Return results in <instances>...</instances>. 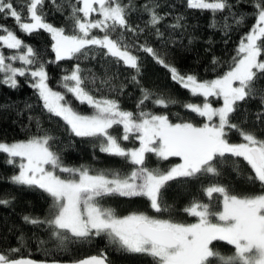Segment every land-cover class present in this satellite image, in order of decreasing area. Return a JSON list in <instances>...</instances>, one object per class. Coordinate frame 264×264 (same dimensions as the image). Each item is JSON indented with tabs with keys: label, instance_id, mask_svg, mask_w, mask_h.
Listing matches in <instances>:
<instances>
[{
	"label": "snow or ice",
	"instance_id": "snow-or-ice-1",
	"mask_svg": "<svg viewBox=\"0 0 264 264\" xmlns=\"http://www.w3.org/2000/svg\"><path fill=\"white\" fill-rule=\"evenodd\" d=\"M49 2L63 13V7L56 0ZM237 2L250 4L254 24L239 40L227 70L215 79L200 80L194 73H181L166 62L147 41L142 44L129 41V33L139 38L146 29L163 39L161 25L168 13L158 11L161 7L158 0H144L142 4L138 0H69L70 31L47 22L46 0H0V18H12L22 33L31 35L43 30L50 34L56 62L94 59L95 49L104 50L100 54L134 70L131 82L141 90L137 112L124 110L116 99L93 95L87 85L94 84L97 77L82 75L84 69L76 63L60 82L65 92L54 91L48 84L45 65L37 61L34 49L13 29L0 25V84L14 89L18 87V77L30 76L31 87L36 89L49 114L63 120L76 137L91 138L100 152L119 157L132 166L128 172L65 166L51 148L54 137L36 121L40 134L24 141H0V153L6 154V162L19 169L11 182L39 188L51 197L49 215L43 220L24 216L26 223L47 225L50 236L58 241L57 247H64L67 241L90 242L94 237H106L123 252L151 257L152 264H264V138L257 135L264 132V84L261 83L264 81V0ZM185 5L188 9L209 12L213 17L212 28L218 26L217 14L227 12L220 25L225 36L232 29L229 19L237 26L245 22L244 16L237 18L232 12L235 4L230 0H185ZM134 11L147 15L144 27L130 23L129 16ZM182 19V16L175 17V23L167 27L173 30L183 27ZM93 30L103 35L93 34ZM3 49L13 51L5 55ZM137 52L146 53L167 69L171 80L186 89L191 97L202 98L200 103L182 104L187 111L203 118L200 124L185 120L178 113V121L173 122L166 113L144 110L146 101L163 109L179 101L141 85ZM17 61L21 66H14ZM218 63L213 59V64ZM112 80L106 73L101 85H111L113 90ZM124 87L120 85V94ZM68 94L80 104H87L93 114L77 111L72 101L66 99ZM252 100H258L260 107L252 122L255 127L249 129L243 126L248 123L246 118L233 122V114L240 110V102ZM219 101L222 106L214 107L213 103ZM115 126H122L119 136L109 131ZM232 132L241 142H230ZM133 139L138 141V147H125L121 143ZM148 154H153L158 161L176 157L180 162L167 169L149 167ZM227 157L242 158L251 169L247 181L258 185L260 190L236 194L218 182H210L202 186L207 202L193 197L180 209L195 218V222L164 219L139 211L121 216L101 204L103 198L110 196L139 197L148 202L153 213L170 212L173 206L166 203L163 191L169 182L179 178L218 177L219 165L226 163ZM57 170L67 176L62 178ZM9 204L8 199H0V205ZM221 244L230 246L231 251H221ZM23 247L21 237L19 247L0 251V264H37L34 259L18 255ZM73 264H108V257L101 252L75 260Z\"/></svg>",
	"mask_w": 264,
	"mask_h": 264
},
{
	"label": "trees",
	"instance_id": "trees-1",
	"mask_svg": "<svg viewBox=\"0 0 264 264\" xmlns=\"http://www.w3.org/2000/svg\"><path fill=\"white\" fill-rule=\"evenodd\" d=\"M56 2L63 7V13L56 11L55 6L46 0L44 8L46 20L56 27H64L66 31H70L71 21L67 19L69 0H56ZM138 2L142 4L144 0H138ZM158 2L161 4L158 11L161 14L168 13L161 25V31L164 33L163 39H158L151 30L146 29L139 38L133 37L129 33V41L140 44L147 41L166 62L174 65L181 73H194L200 80L215 79L227 70L232 62V57L236 54L235 49L239 40L254 24V20L250 18L252 16L250 4L237 2V0H230L231 3L235 4L232 12L237 14V18L244 16L245 22L237 26L229 19L232 29L227 36L220 29V25L223 23L222 17L228 15L227 12L217 14L215 19L218 26L212 28L210 26L213 21L211 14L207 11L188 9L185 0H158ZM178 16L183 17L181 21L183 27L175 30L167 27V25L175 23V17ZM92 18L96 17L93 16ZM147 18V15L142 11H134L130 14L129 21L133 25L139 24L140 27H144V21ZM0 25H6L13 29L25 44L34 49L37 53V61L43 62L45 65V70L49 76L48 84L54 91L65 92L60 87L62 77L70 72L76 63H79L80 67L84 69L82 75L95 74L97 77L94 84L89 83L87 85L93 95L97 98L116 99L122 109L137 112L141 90L140 86L131 82V76L135 75L134 70L123 66L122 63L117 65L111 57L100 54L104 50L95 49L97 54L94 59L89 57V59L79 61L73 59L56 62L50 34L43 30L31 35L22 33L12 18H0ZM93 34L103 35L98 30H93ZM3 51L5 55H8L13 50L3 49ZM136 54L140 57L141 74L138 79L141 85L153 93L165 97L171 96L179 101L167 109L158 108L151 101H146L143 106L144 110L157 114L166 113L173 122L178 121L176 115L178 113L179 117L200 124L203 118L187 111L182 107V104L186 102L200 103L202 98L191 97L186 89L171 80L167 69L157 64L151 56L143 52ZM213 59L218 60L219 63L213 64ZM14 65L21 66L19 61L15 62ZM106 73L107 76L113 77L112 85L115 86L113 90H110L111 85H101V79L106 78ZM17 80L18 87L14 89L0 84V141L8 143L24 141L33 135L40 134L37 131L36 123L39 121L41 129L54 137V140L50 141L51 148L60 156L65 166L80 167L83 165L93 170L119 169L122 172L131 170L132 166L125 163L124 160L100 152L98 146H93L95 141L91 138L76 137L70 132L63 120L49 114L43 108V102L39 99L36 89L31 87L33 80L30 76L18 77ZM261 83L264 84V81ZM121 84L125 86L123 94L119 93ZM66 99L71 100L73 106L81 114H93V110L87 104H80L70 94L66 95ZM240 103V110L233 114V122L238 123L246 118L248 123L243 126L249 129L254 128L255 125L252 122L255 120V112L260 107L259 101L252 100L248 103ZM213 104L218 105V102ZM109 131L119 136L123 130L122 126H115ZM257 135L264 138V132H257ZM229 139L232 143L241 142L240 137L235 132L229 134ZM121 143L125 147L139 146L138 141L134 139L121 141ZM226 159V163L219 165L221 174L218 177L201 178V180L179 178L169 182L163 191L166 203L173 206L170 212L153 213L148 207V202L139 197L129 199L110 196L103 198L101 204L104 207L114 209L116 214L121 216L139 211L158 215L164 219L173 218L180 222H195V218L187 216L180 209L188 204L193 197L207 202V198L202 192V186H206L210 182H218L236 194H248L260 190L258 185L253 186L247 181L251 169L242 158L227 157ZM6 160V154L0 153V199L10 201L8 206L0 205V251L19 247L20 238L23 237L24 247L21 248V253L18 255L37 261L67 263L91 255H99L103 252L108 257V264H152L151 257L123 252L115 245L110 244L106 237H94L90 242L67 241L64 247H57L58 241L50 236L51 230L47 225H32L23 219L24 216L45 219L49 215L51 197L39 188L12 183L11 177L18 174L19 169L8 164ZM232 161H236V164H233ZM177 162L179 159L176 157H172L168 161H158L153 154H148L147 159L149 167H160L161 169H167ZM40 241H44V243L41 244ZM220 250L230 252L231 247L221 244Z\"/></svg>",
	"mask_w": 264,
	"mask_h": 264
},
{
	"label": "water",
	"instance_id": "water-1",
	"mask_svg": "<svg viewBox=\"0 0 264 264\" xmlns=\"http://www.w3.org/2000/svg\"><path fill=\"white\" fill-rule=\"evenodd\" d=\"M37 264H73V262L62 263V262H44V261H37Z\"/></svg>",
	"mask_w": 264,
	"mask_h": 264
},
{
	"label": "rangeland",
	"instance_id": "rangeland-1",
	"mask_svg": "<svg viewBox=\"0 0 264 264\" xmlns=\"http://www.w3.org/2000/svg\"><path fill=\"white\" fill-rule=\"evenodd\" d=\"M14 66H16V65H14ZM16 67H18V66H16ZM213 106H214V107L222 106V101H219V102H218V105H214V104H213ZM7 143H8V142H7ZM11 143H12V142H11ZM179 162H180V161H179ZM179 162H177V163H179ZM57 174L60 175L62 178H64V177L67 176V174H60V172H59L58 170H57Z\"/></svg>",
	"mask_w": 264,
	"mask_h": 264
}]
</instances>
